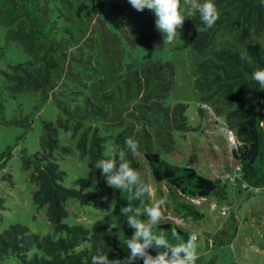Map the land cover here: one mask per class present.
I'll use <instances>...</instances> for the list:
<instances>
[{
  "label": "trees",
  "instance_id": "obj_1",
  "mask_svg": "<svg viewBox=\"0 0 264 264\" xmlns=\"http://www.w3.org/2000/svg\"><path fill=\"white\" fill-rule=\"evenodd\" d=\"M215 4L219 19L207 32L196 31L202 26L198 13L190 19L193 47L203 57L195 83L205 92V101L196 122L188 114L189 104L165 103L176 82L172 61H126L127 46L166 44L151 10L137 11L128 0H0V27L7 29L10 41L21 45L25 56L0 69L6 87L13 94L31 91L43 101L52 99L60 112L57 121L43 122L38 151L21 156L23 170L38 186L33 200L47 207L53 233L42 235L23 223L12 224L0 232V262L14 257L19 264H91L99 250L109 259L126 257L129 250L121 241L134 231L120 213L126 193L110 187L93 165L113 151L128 152L127 138L139 145L135 157L128 152L131 166L138 172L143 167L140 177L146 166L155 184H165L174 211L183 219L206 217L205 203L211 198L228 200L229 184L238 179L245 190L264 192V90L251 79L255 67H264V0H215ZM4 111L0 102V113ZM209 111L220 114V125L236 137V165L227 164L222 177L201 174L195 153L186 165L164 153L176 149V132L186 136L208 128ZM61 131L70 132L74 141L63 144ZM13 149L10 145L0 150L1 169L7 168ZM74 153L88 158L89 177L113 193V200L103 203L111 211L89 227L64 222L71 198L90 204L95 197L65 184L69 174L61 160ZM11 178L10 173L4 176ZM141 179L149 185L146 177ZM173 228L185 240L190 234L171 220L157 226L170 240Z\"/></svg>",
  "mask_w": 264,
  "mask_h": 264
},
{
  "label": "rangeland",
  "instance_id": "obj_2",
  "mask_svg": "<svg viewBox=\"0 0 264 264\" xmlns=\"http://www.w3.org/2000/svg\"><path fill=\"white\" fill-rule=\"evenodd\" d=\"M180 10L185 16L190 11L184 0H180ZM190 19L186 18L183 28L177 30L175 41L171 44L166 43L162 48L131 49L127 46L126 61L130 62L132 59L139 63L149 59L172 61L176 68V82L165 103L189 104L188 114L198 122L197 116L200 106L205 101V92L196 86L195 80L198 76L197 65L203 57L193 47ZM24 59L21 45L10 41L7 29L0 27V69H7L10 63L8 61L20 62ZM0 102L5 106L4 113H0V150H6L10 145L14 148L13 157L7 168H0V198L4 199V208H0V232L14 223H23L33 232L42 235L52 234L47 207L35 204L33 193L38 186L23 170L21 156L24 152L38 151L43 122L57 121L59 109L52 99L43 101L41 95L35 92L13 94L10 88L6 87L1 73ZM207 118L208 125L212 127L186 133V136L176 132V149L164 153L167 158L180 165L188 164L190 155L195 153L198 158L195 166L201 174L222 177L228 172L227 164L236 165L233 155L236 137L230 131H227V134L226 127L220 125L223 122L220 114L209 111ZM221 126L225 128L221 129ZM72 138L70 132H60L63 144L68 145ZM61 163L69 174L66 186L95 193L90 204H81L71 198L67 205L69 214L64 218V222L89 227L111 211V208H104L103 203L110 198L113 200V193L89 177L88 158L83 159L78 153H74L69 159L61 160ZM141 171L143 167L139 173ZM7 173L12 174V178L5 180L4 176ZM141 177L148 179L152 199L160 202L163 213L161 221L171 220L182 225L190 233L193 231L199 233L196 264H264V192L245 190L243 181L238 179L236 184H229L228 200L218 201L211 198L205 203L206 209H209L206 217L193 221L181 218L174 211L172 202L167 197L165 184H155L146 166ZM211 205H215L216 208H212ZM224 206L229 207L226 214L222 212ZM0 264L19 263L11 257Z\"/></svg>",
  "mask_w": 264,
  "mask_h": 264
},
{
  "label": "clouds",
  "instance_id": "obj_3",
  "mask_svg": "<svg viewBox=\"0 0 264 264\" xmlns=\"http://www.w3.org/2000/svg\"><path fill=\"white\" fill-rule=\"evenodd\" d=\"M128 3L137 11L147 8L154 13L155 26L163 36V44L173 43L185 19L193 18L197 13L202 25L196 26L198 33L207 32L219 19L215 0H184L190 9L186 16L181 13L180 0H128ZM251 79L258 83L259 90H264V67H255ZM125 144L128 152L135 157L138 154V142L127 138ZM128 152L113 151L98 159L93 166L101 170L110 187L126 193L122 198L127 203L121 207L120 213L134 231L121 242L129 254L123 259H109L107 253L99 250L92 255L91 264H133L137 259H142L143 264H196L199 233L193 231L185 240L173 228L170 240L166 231L157 229L163 218L160 202L149 199L150 187L131 166ZM133 201H139V204L134 205Z\"/></svg>",
  "mask_w": 264,
  "mask_h": 264
},
{
  "label": "built area",
  "instance_id": "obj_4",
  "mask_svg": "<svg viewBox=\"0 0 264 264\" xmlns=\"http://www.w3.org/2000/svg\"><path fill=\"white\" fill-rule=\"evenodd\" d=\"M234 177H235V176H234ZM234 177H233V179H235Z\"/></svg>",
  "mask_w": 264,
  "mask_h": 264
}]
</instances>
